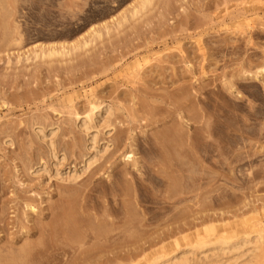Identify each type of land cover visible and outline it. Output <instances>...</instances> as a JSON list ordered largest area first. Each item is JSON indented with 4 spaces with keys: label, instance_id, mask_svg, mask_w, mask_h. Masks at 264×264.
<instances>
[{
    "label": "rangeland",
    "instance_id": "obj_1",
    "mask_svg": "<svg viewBox=\"0 0 264 264\" xmlns=\"http://www.w3.org/2000/svg\"><path fill=\"white\" fill-rule=\"evenodd\" d=\"M142 1L0 0V264L264 234V0ZM257 242L190 264H264Z\"/></svg>",
    "mask_w": 264,
    "mask_h": 264
},
{
    "label": "bare ground",
    "instance_id": "obj_2",
    "mask_svg": "<svg viewBox=\"0 0 264 264\" xmlns=\"http://www.w3.org/2000/svg\"><path fill=\"white\" fill-rule=\"evenodd\" d=\"M138 1H142V0H137V3ZM146 1V2H145ZM150 2V0H148ZM147 0H143L142 2H145V4H149ZM139 3L138 5L141 7L140 4L144 5L143 3ZM146 4V5H147ZM144 5V7L146 6ZM137 6V4H136ZM139 6H138V9H139ZM143 7V6H142ZM143 7V8H144ZM142 8V9H143ZM136 9V8H135ZM134 9V11H135ZM141 9V8H140ZM137 10V9H136ZM133 11V12H134ZM138 11V10H137ZM140 11V10H139ZM138 11V12H139ZM137 12L135 11L134 14H136ZM96 29V28H95ZM12 30V29H11ZM93 31H96V30H93ZM14 32V31H13ZM16 32V30H15ZM98 32V31H97ZM11 33V32H10ZM13 34V33H12ZM17 34V33H16ZM16 34H14V36H16ZM11 35V34H10ZM20 35V34H19ZM12 38L13 35H12ZM21 38V37H20ZM15 40H17L16 38H14ZM13 39V40H14ZM42 45V44H41ZM40 45V48L38 46L39 49H41V46ZM61 45V44H60ZM64 45V44H63ZM62 45V46H63ZM49 46V45H48ZM52 48L51 50H49V47L47 48L46 45L42 47L41 50H44L43 52L47 51V56H49V54H51L50 56L53 55L54 52H58L60 53L58 50L55 51L56 49H53V45H51ZM55 46V45H54ZM65 46V45H64ZM76 46V45H75ZM46 47V48H45ZM56 47V46H55ZM77 47V46H76ZM57 48V47H56ZM63 48V47H62ZM75 48V47H74ZM48 49V50H46ZM64 49V48H63ZM37 51V49H35ZM34 50V51H35ZM35 51V52H36ZM39 52V51H38ZM42 52V53H43ZM62 53V52H61ZM37 54V52H36ZM39 54V53H38ZM44 55V53H43ZM46 55V53H45ZM39 56V55H37ZM92 106V113L94 114L95 113V110L98 108L94 103L91 105ZM109 111V109L107 110ZM204 116V115H203ZM205 119L204 118V123H203V120H202V123L205 124ZM189 122V121H188ZM207 122V121H206ZM208 123V122H207ZM205 127V126H204ZM206 127H208L206 125ZM205 130V129H204ZM208 132V131H207ZM92 147H95V143H96V138H95V135H93L92 137ZM55 158H57V155L54 154L53 155ZM133 155L129 154L128 155V158L132 157ZM61 160V159H60ZM62 160H64V157L62 158ZM88 193V192H87ZM88 196V195H87ZM87 200V199H86ZM71 213H73V211H71ZM74 214V213H73ZM70 215V214H69ZM239 215V214H238ZM235 217V215H233ZM232 216H230L231 218ZM240 218V217H239ZM242 218V217H241ZM73 220H74V217H73ZM222 221V219L220 220ZM76 222V221H74ZM73 224V223H72ZM106 228V227H105ZM188 228V227H187ZM191 228V226H190ZM184 229V228H183ZM186 229V228H185ZM189 229V228H188ZM186 229V230H188ZM264 229V228H263ZM182 230V229H181ZM177 231V230H176ZM180 231V230H179ZM181 232V231H180ZM186 232V231H185ZM197 232V231H196ZM194 232L193 234H195L194 236H192V238L194 240H192L190 243L186 244V246H178L174 249H172L171 251L161 255L158 257V260L157 262H153L155 264H190L192 262V260H194V258H192V256L194 257L195 254L198 252L200 253H205V249L207 251V248L208 247H212L211 249L213 250H221L222 253H231L233 251H240L241 249H243L244 247H247L248 245H250V243H254L256 244V242L258 241H262L264 240V234H263V230L261 229H253L252 231H244V232H238V233H233V234H230L228 231H226L225 229L222 231V233H219V234H216L215 237L212 238H208L207 236H203L202 234H200L199 232ZM100 233V232H99ZM176 233V232H175ZM179 233V232H177ZM184 233V232H183ZM104 235V234H103ZM212 235V234H211ZM187 237H191L189 235H187ZM257 242V244H258ZM261 244V242H260ZM259 246V245H258ZM254 247V249L252 250V255L254 253H256L255 251L257 250L260 251L261 247ZM262 246V245H260ZM264 247V246H263ZM209 249V248H208ZM128 250V249H127ZM249 251V249H247ZM262 252H263V249H261ZM126 252V251H125ZM129 252V251H128ZM127 252V253H128ZM262 252H260L262 254ZM258 253V254H260ZM256 254V255H258ZM260 254V255H261ZM126 255V253H125ZM255 255V254H254ZM260 255L257 257V259L261 258ZM263 255V254H262ZM127 256V255H126ZM128 257H129V254H128ZM157 258V256H155ZM154 257V258H155ZM250 257H251V254H250ZM128 259V258H127ZM250 260V259H249ZM154 261V260H153ZM250 261H248L247 263H244V264H249ZM262 263V262H261Z\"/></svg>",
    "mask_w": 264,
    "mask_h": 264
}]
</instances>
